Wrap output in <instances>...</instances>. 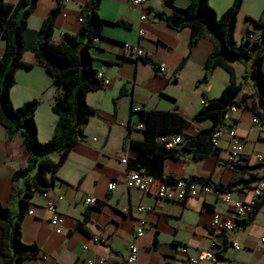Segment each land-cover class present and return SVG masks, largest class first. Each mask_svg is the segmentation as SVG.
Segmentation results:
<instances>
[{
	"label": "crops",
	"instance_id": "0c3cea01",
	"mask_svg": "<svg viewBox=\"0 0 264 264\" xmlns=\"http://www.w3.org/2000/svg\"><path fill=\"white\" fill-rule=\"evenodd\" d=\"M90 1L38 0L27 27L38 30L49 11L59 4L51 37L52 42L59 43L63 34L75 36L79 32L82 8ZM173 1L180 8L191 2ZM233 1L208 0V3L221 15ZM263 8L264 0H241L234 32L237 44L247 38L253 41L259 34V29L247 22L246 17L258 19ZM157 13L169 15L171 10L162 0H146L139 8L132 6L129 0H101L98 16L106 22L91 55L93 67L102 72L109 83L87 93L86 102L94 113L88 116L83 139L69 152L56 173L53 187L47 191V199L54 201L56 211L63 217L60 233L50 225L46 199L36 193L30 200L29 210L33 214L27 212L22 221V242L35 244L38 256L23 264H99L101 260L106 264H125L130 244L138 248L137 264H187L188 258L208 250L211 241L216 242L226 264H264V244L260 242L264 233V202L252 222L242 225L238 223L243 219L213 193L177 202L160 200L124 186L127 171L124 157L135 154L130 142L144 138L142 130L137 129L135 116L131 117V130L128 129L131 110H177L191 121L185 134L194 136L211 124L209 120L192 121L194 115L205 99L218 97L230 83V75L218 67L206 82L198 84L205 74L206 59L214 48L212 40L202 37L190 48V29L174 30ZM141 15H145L146 20L141 21ZM117 21L128 26L115 25ZM123 44L140 47L150 62L126 57ZM3 49L4 42L0 40V53ZM22 60L32 67L17 71L10 99L15 108L33 99L39 101L34 113L38 140L47 142L58 120L52 104L61 90L53 85L52 78L31 50L23 53ZM226 62L239 84V64L233 59ZM151 63L164 64L165 72L159 73ZM262 70L264 72V62ZM254 101H257L256 90L250 93L243 89L237 98V111L223 124L224 134L214 149L197 158L193 151H183L177 158L164 159L163 177H195L222 185L235 182L238 184L231 191L232 198L247 202L252 188L264 181V124L258 131L251 123L255 117L251 111ZM232 127L244 147L242 163L236 167L227 163L228 130ZM258 155L263 158L261 162L257 160ZM49 157L57 161L59 155ZM26 165L27 156L20 136L8 137L0 124V206L12 212L17 210L16 195L23 189L22 181H13V175ZM112 181H116L117 186L108 190ZM58 196L62 197L60 201L56 199ZM87 197L95 198L97 205L86 206ZM215 214L232 220L235 229L214 234L210 223ZM139 220H144L146 225L143 236L136 238ZM100 238L106 242L95 243L94 239ZM1 240L0 229V244ZM234 243L239 245L238 250L233 247ZM182 248L186 249V254L182 253ZM2 262L0 254V264Z\"/></svg>",
	"mask_w": 264,
	"mask_h": 264
},
{
	"label": "trees",
	"instance_id": "16d2710c",
	"mask_svg": "<svg viewBox=\"0 0 264 264\" xmlns=\"http://www.w3.org/2000/svg\"><path fill=\"white\" fill-rule=\"evenodd\" d=\"M38 0H19L16 4L0 0V40L4 49L0 53V124L8 137L20 136L27 156L25 168L17 170L13 181H22L23 189L16 195L17 210L12 212L0 206V229L2 240L0 254L2 264H23L26 260L36 259L38 248L35 244L22 242L21 224L30 208V200L36 193L49 191L57 179L56 173L65 163L69 152L84 137L83 131L88 116L94 110L87 104L86 95L90 91L103 87L93 67L91 49L95 39L101 36L105 20L98 16L101 0H91L81 11V28L75 36L63 34L59 43L51 40L54 20L59 13V4L52 8L38 30L27 27L29 16L36 8ZM171 10L169 15L157 13L165 23L174 30L189 28L191 32L189 47L205 36L214 44L212 52L205 62V74L199 83L206 82L212 71L223 68L230 75V83L225 86L216 98L205 99V104L194 115L192 121L209 120L210 127L201 129L196 135L185 134L191 124L177 110L130 111L128 129L131 130V117L143 125L144 138L140 142H130L134 149V157L127 156L126 170L138 171L159 181L173 183L175 178L163 177L162 164L166 158H177L183 151H193L197 158L214 149L212 135L222 128L223 116L231 105L239 106L237 98L242 87L236 84L233 71L227 59L251 58L253 70L251 75L256 79L257 101L251 107L253 115L260 124H264V8L258 19L246 17V21L259 29L255 40L247 38L237 44L234 39L236 18L241 7V0H234L232 5L218 15L209 5L208 0H191L185 8L177 7L173 0H162ZM115 25L127 27L123 21ZM253 48L254 53H250ZM31 50L38 62L52 78L53 85L61 90L53 101L52 109L58 120L52 137L47 142L38 140V132L34 113L39 105L37 99L14 107L10 99V91L15 85V76L20 68L30 69L32 66L22 60L23 53ZM144 61L150 62L147 58ZM246 98V95H242ZM181 135L180 143L174 149H168L160 143L161 137ZM57 153V161L49 155ZM236 167V166H235ZM254 178V177H252ZM208 184L220 191H232L238 184H214L209 179L190 178ZM264 202V194L252 208L250 214L238 224L247 225Z\"/></svg>",
	"mask_w": 264,
	"mask_h": 264
},
{
	"label": "built area",
	"instance_id": "2783aa9c",
	"mask_svg": "<svg viewBox=\"0 0 264 264\" xmlns=\"http://www.w3.org/2000/svg\"><path fill=\"white\" fill-rule=\"evenodd\" d=\"M19 0H12V3L16 4ZM64 1V0H63ZM66 1V0H65ZM146 0H129V3L134 7H141ZM141 21L146 20L145 15H141ZM82 19H80V22ZM142 34V31H139V35ZM98 38L95 39V42ZM255 40V38H253ZM124 54L126 57L131 59H144L146 58V53L138 46L123 44L122 45ZM152 67L159 73L165 72V65L162 63H151ZM97 78L101 81L103 86L108 85L109 80L104 77L102 72H97ZM205 104V103H204ZM138 111L134 109V112ZM237 111L236 105H231L227 108L223 116V121L228 122L231 119V115ZM251 123L257 128L258 131H261V124L258 118L254 117L251 120ZM137 129L142 130L143 125L138 123ZM224 130L223 127L215 131L212 135V143L216 145L219 139L223 136ZM229 143H228V155L227 163L231 167L238 166L242 163L244 155V147L240 139L236 135L234 128L228 130ZM160 143H163L164 146L168 149L176 148L183 141L181 135H174L171 137H161L159 139ZM127 155L124 157L123 162L126 164ZM257 160L261 162L263 160L261 155L257 156ZM117 186L116 181H112L108 184V190H112ZM124 186L127 189H136L144 194H150L155 196L160 200H169L184 202L190 198H196L200 195H206L213 193L222 198V201L229 205L235 215L240 219H245L251 212L252 208L259 201L260 197L264 194V181H259L251 190V195L247 202H241L239 200L232 198V192H220L208 184L199 182L192 179H177L173 183H167L165 181L156 180L150 176L142 175L138 171H126L124 178ZM40 195L45 198V208L50 214V225L56 228V232H61V227L63 224V217L56 211V205L53 200L47 199V192H42ZM58 201L62 197L58 196L56 198ZM84 204L86 206H95L97 205V200L93 197H87L84 199ZM142 210L141 208L138 209ZM33 211L29 210L28 215H32ZM145 221L139 220L138 225L136 226V238H140L144 234ZM235 223L230 219H224L221 215L215 214L210 223V230L214 234H222L226 232H232L235 229ZM97 244H104L105 239H94ZM260 242L264 244V233L260 236ZM233 247L238 250L240 247L238 244L234 243ZM183 254H186V249H181ZM187 264H199L202 261H208L212 264H226V261L222 258L221 252L218 250L217 244L215 241L209 243V249L206 251H201L196 257L188 258ZM138 263V248L135 244H130L128 246V253L125 258V264H137ZM56 264V263H55ZM89 264H92L91 262ZM99 264H106L104 261H100Z\"/></svg>",
	"mask_w": 264,
	"mask_h": 264
},
{
	"label": "rangeland",
	"instance_id": "374dc122",
	"mask_svg": "<svg viewBox=\"0 0 264 264\" xmlns=\"http://www.w3.org/2000/svg\"><path fill=\"white\" fill-rule=\"evenodd\" d=\"M9 3H12V0H6ZM251 54L254 53L253 48H250L249 51ZM237 64H239L237 69V80L239 85H241L242 90L253 93L254 89L258 90L256 79L251 75L253 70V64L251 58H241L240 60L233 59ZM51 155H58L57 153ZM49 155V156H51Z\"/></svg>",
	"mask_w": 264,
	"mask_h": 264
}]
</instances>
